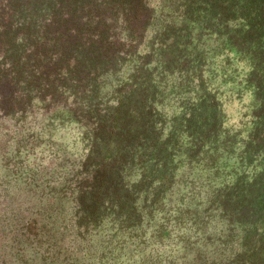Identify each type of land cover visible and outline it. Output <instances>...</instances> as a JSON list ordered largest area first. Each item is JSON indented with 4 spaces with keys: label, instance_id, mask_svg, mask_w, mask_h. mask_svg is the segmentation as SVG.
<instances>
[{
    "label": "trees",
    "instance_id": "16d2710c",
    "mask_svg": "<svg viewBox=\"0 0 264 264\" xmlns=\"http://www.w3.org/2000/svg\"><path fill=\"white\" fill-rule=\"evenodd\" d=\"M240 73L243 130L225 127L217 89ZM6 122L19 148L58 144L64 163L61 181L25 179L35 224L4 216L14 193L0 183V264H107L131 230L144 237L178 162L203 159L235 173L205 192L187 264H264V0H0Z\"/></svg>",
    "mask_w": 264,
    "mask_h": 264
},
{
    "label": "rangeland",
    "instance_id": "374dc122",
    "mask_svg": "<svg viewBox=\"0 0 264 264\" xmlns=\"http://www.w3.org/2000/svg\"><path fill=\"white\" fill-rule=\"evenodd\" d=\"M239 76L242 78V74L240 73L237 76V80L220 79L223 83L217 89H219L218 94H221L220 98L224 102V111L228 117V120H224L225 127L234 124V129L240 127L237 130H243L248 127V124H243L245 122L243 120H246L251 114L253 97L251 91ZM9 126L10 123L6 122V125L0 128V183L1 186L8 187L10 194L14 193L12 198L8 200L6 208L8 213L4 216L9 217L11 222L18 221V224H23L22 222L26 219L28 224L31 225L35 224L33 219L35 214L30 215L28 212L37 211L41 207L37 204L38 201L33 196V192L29 191L25 179L36 170L42 171L45 169L47 176L53 174L51 177L61 181L63 179V169L58 168L56 170V168L59 163H64L62 146L56 144L51 148L50 145L46 146L47 142H45L38 147L32 148L30 145L19 148L18 138L15 137L17 134L13 131H6L9 130ZM66 135L68 139L74 138L71 133ZM9 136L11 138L7 140ZM55 153L62 155V157H59V155L55 157ZM12 155L15 158H11ZM222 161L225 160L213 162L203 159L190 164L186 160L178 162L177 181L169 198L162 209L158 210L161 212H155L154 217L142 225L145 230L143 237L145 241L142 243L141 239L143 238L135 235L143 233L142 231L131 230L129 235L123 236L124 239L127 237L126 239L129 242L122 249L117 250L111 260L108 259L107 264H187L189 257L184 255V250L180 249V245L187 238L190 242L205 241L200 225L195 224L192 220L196 216V212L202 213L201 201L207 195L209 188H218L222 184L231 181L232 176H234L235 172L231 171V168ZM66 168L70 170L71 166L68 164ZM193 189L194 191L191 192ZM4 194L5 192L1 190L0 196L3 197ZM9 203L11 204L8 205ZM186 210L188 213L185 212ZM18 211H21V214ZM42 221H44V218H42ZM161 224L167 225L163 232H161L163 226ZM0 227H3V225ZM110 230L109 228L108 234ZM3 236L5 238L0 241V244L11 239L9 234L3 233ZM107 237L104 239H107ZM5 239L7 240L5 241ZM201 249L205 250L204 246ZM14 251L16 250L14 249ZM32 253L33 250L29 248L27 257L30 258ZM16 257L17 254L14 255V258ZM207 257L209 255L205 254L204 262L209 264ZM32 261H29L28 264H32ZM15 264L24 263L18 262Z\"/></svg>",
    "mask_w": 264,
    "mask_h": 264
}]
</instances>
